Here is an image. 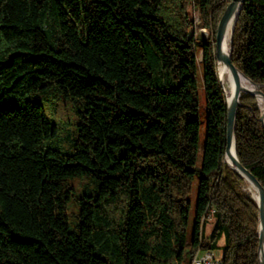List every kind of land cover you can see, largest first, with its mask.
I'll list each match as a JSON object with an SVG mask.
<instances>
[{
  "label": "trees",
  "instance_id": "1",
  "mask_svg": "<svg viewBox=\"0 0 264 264\" xmlns=\"http://www.w3.org/2000/svg\"><path fill=\"white\" fill-rule=\"evenodd\" d=\"M230 2L0 0V264H190L221 240L223 264H258V208L224 161ZM231 58L264 86V0H246ZM240 100L236 154L264 187L261 110Z\"/></svg>",
  "mask_w": 264,
  "mask_h": 264
},
{
  "label": "water",
  "instance_id": "2",
  "mask_svg": "<svg viewBox=\"0 0 264 264\" xmlns=\"http://www.w3.org/2000/svg\"><path fill=\"white\" fill-rule=\"evenodd\" d=\"M246 0H231L227 6L224 15L222 16L216 34L215 42V54L219 64H222L232 75L234 81V92L231 99L227 100V138H226V149H225V163L228 164L230 169L238 173L244 178L245 182H248L258 193V200L256 201L250 196L258 208V236H259V248L258 258L259 264H261V254L264 241V187L258 181V179L247 170L239 161L236 154V141H235V124L238 108L241 106V95L242 93L250 94L257 99H264V86L256 84L248 76H246L240 69L233 63L231 58L232 52V35L234 26L241 13V10ZM231 25V37H230V48L226 51L224 45L226 36L228 34ZM220 77V76H219ZM245 77L249 80L253 89L244 87L241 83V78ZM221 83V77H220ZM225 92V90H224ZM260 121L264 129V111L261 114Z\"/></svg>",
  "mask_w": 264,
  "mask_h": 264
},
{
  "label": "rangeland",
  "instance_id": "3",
  "mask_svg": "<svg viewBox=\"0 0 264 264\" xmlns=\"http://www.w3.org/2000/svg\"><path fill=\"white\" fill-rule=\"evenodd\" d=\"M191 14H192V17H193V19L195 21V27L191 31V34H193L194 36L195 35H198V34H201L204 37L208 38L211 35V32H210V30H207L205 28H202V26L200 24L201 23L200 22V19L201 18H200L199 11L192 8L191 9ZM218 25H219V23H218ZM218 25H217V29H218ZM234 28H235V26H234ZM222 86H223V89H224L223 83H222ZM199 102H200L201 130H200V142H199V146L200 147H199V153H198V163L200 164L201 163L202 153H203L204 138H205V93H204L203 89H201V88H200V100H199ZM256 102H257V99H256ZM257 106H258V103H257ZM260 112L262 114V111H260ZM198 181H199V179L196 176L195 179H194V181H193L192 192L188 196V199L190 201V214H189V224H188V234H187L188 243L191 242V238H192V230H193V223H194V218H195V208H196V195H197V191H198ZM243 190L248 195H250V196L253 197V190L249 187V185L247 183L244 185ZM213 225H214V218H212L211 220H209V222H207L206 225L203 228L204 234L206 236L211 233L212 228H213ZM258 225H259V223H258ZM223 246H224V240H221L218 243L217 248L215 249V251H212V252H214L217 257H222V252H223L222 249H223ZM203 252H200L199 251L196 254H194V256L191 259L190 264L193 263V259H194L195 256L201 255V254H203ZM258 264H259V258H258Z\"/></svg>",
  "mask_w": 264,
  "mask_h": 264
},
{
  "label": "bare ground",
  "instance_id": "4",
  "mask_svg": "<svg viewBox=\"0 0 264 264\" xmlns=\"http://www.w3.org/2000/svg\"><path fill=\"white\" fill-rule=\"evenodd\" d=\"M230 37H231V25H230L228 34L226 36L225 45H224L226 51H229V48H230ZM218 72H219V76L221 77V80H222L223 85H224L226 98L229 101L233 95V92H234V81H233L232 75L222 64L218 65ZM241 83L244 87H246L248 89H253V86L251 85L249 80L246 79L245 77L241 78ZM258 107L262 112L264 111V102L261 98H258ZM246 183L253 190V197L257 201L258 200L257 191L248 182H246ZM261 264H264V241H263L262 254H261Z\"/></svg>",
  "mask_w": 264,
  "mask_h": 264
},
{
  "label": "built area",
  "instance_id": "5",
  "mask_svg": "<svg viewBox=\"0 0 264 264\" xmlns=\"http://www.w3.org/2000/svg\"><path fill=\"white\" fill-rule=\"evenodd\" d=\"M212 218L213 217L211 214V218H209V220H211ZM192 264H223V263H222V257H217L215 253L212 251H204L203 254L194 257Z\"/></svg>",
  "mask_w": 264,
  "mask_h": 264
}]
</instances>
